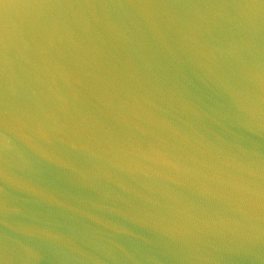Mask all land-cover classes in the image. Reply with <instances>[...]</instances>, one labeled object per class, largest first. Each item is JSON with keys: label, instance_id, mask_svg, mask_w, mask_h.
Listing matches in <instances>:
<instances>
[{"label": "water", "instance_id": "1", "mask_svg": "<svg viewBox=\"0 0 264 264\" xmlns=\"http://www.w3.org/2000/svg\"><path fill=\"white\" fill-rule=\"evenodd\" d=\"M0 264H264V0H0Z\"/></svg>", "mask_w": 264, "mask_h": 264}]
</instances>
